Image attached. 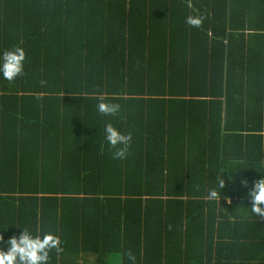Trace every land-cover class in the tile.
<instances>
[{"label": "trees", "instance_id": "obj_1", "mask_svg": "<svg viewBox=\"0 0 264 264\" xmlns=\"http://www.w3.org/2000/svg\"><path fill=\"white\" fill-rule=\"evenodd\" d=\"M16 46L24 70L0 78L4 240L54 233L49 264H128L129 250L136 264H221L227 250L263 264L225 241L239 221L264 234L249 209L264 177V0H0V53ZM99 94L120 112L98 113ZM106 123L132 134L123 160Z\"/></svg>", "mask_w": 264, "mask_h": 264}, {"label": "clouds", "instance_id": "obj_2", "mask_svg": "<svg viewBox=\"0 0 264 264\" xmlns=\"http://www.w3.org/2000/svg\"><path fill=\"white\" fill-rule=\"evenodd\" d=\"M192 7L191 4L188 5ZM203 21V16L189 15L185 18V23L192 27H199ZM27 54L22 47H13L0 53V78L9 82L18 78L23 70ZM98 103L96 110L104 116H114L120 112L121 106L118 103H110L104 100L103 94L97 96ZM104 140L112 150V159L123 160L128 155V150L132 142V134H125L112 123H106L103 129ZM247 179L240 181L247 185ZM224 186L221 174L216 178L215 184L209 188L207 198L210 200L220 199V189ZM253 214L264 217V177L254 181L249 192ZM0 264H49L50 253L54 250L56 254L63 251L61 239L51 232L43 235L33 233L27 228H21L19 234L11 235L4 240L0 235ZM108 264H121V254L116 253L115 258L110 253L107 257ZM128 264H136V257L131 250L127 252Z\"/></svg>", "mask_w": 264, "mask_h": 264}, {"label": "crops", "instance_id": "obj_3", "mask_svg": "<svg viewBox=\"0 0 264 264\" xmlns=\"http://www.w3.org/2000/svg\"><path fill=\"white\" fill-rule=\"evenodd\" d=\"M241 215L243 214V209L240 208ZM234 222V221H233ZM240 222V231L233 233V229H230L229 232L226 234L227 235V240L225 241V244H227L229 241H233V239L229 240V238L235 239L243 249L245 250V254L248 255L250 258L255 256L257 259L260 258L264 264V250H262L261 254H255L254 252L257 251V249L263 245L264 243V234L263 230L260 228V224L258 220L253 222H246V224L241 225ZM254 224H259V226H256ZM233 233V235H232ZM246 236H250L249 238H246ZM224 255L231 256V253L227 250V252H224V254H220V257H222L221 264H232L231 261H225L224 260ZM260 263V262H259Z\"/></svg>", "mask_w": 264, "mask_h": 264}]
</instances>
